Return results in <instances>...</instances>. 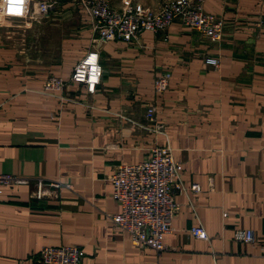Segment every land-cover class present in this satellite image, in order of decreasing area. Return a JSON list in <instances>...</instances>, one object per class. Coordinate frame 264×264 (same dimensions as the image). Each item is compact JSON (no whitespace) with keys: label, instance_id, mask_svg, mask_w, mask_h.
Returning a JSON list of instances; mask_svg holds the SVG:
<instances>
[{"label":"crops","instance_id":"crops-1","mask_svg":"<svg viewBox=\"0 0 264 264\" xmlns=\"http://www.w3.org/2000/svg\"><path fill=\"white\" fill-rule=\"evenodd\" d=\"M201 7L223 21L220 42L174 22L95 46L101 76L92 94L69 82L92 50L80 8L63 10L75 17L65 26L24 27L22 47L20 27L16 40L5 37L20 14H0V172L59 185L54 200L30 199L32 185L0 187V264H39L40 248L65 246L82 250L79 264H264V0ZM165 74L167 88L155 94L152 82ZM49 77L65 89L43 91ZM148 105L161 132L144 117ZM154 146L181 165L161 252L133 247L109 219L119 206L107 177ZM193 226L207 239L192 238ZM236 229L252 232V243L234 242Z\"/></svg>","mask_w":264,"mask_h":264},{"label":"built area","instance_id":"built-area-1","mask_svg":"<svg viewBox=\"0 0 264 264\" xmlns=\"http://www.w3.org/2000/svg\"><path fill=\"white\" fill-rule=\"evenodd\" d=\"M26 0H0V14L22 13ZM202 0H163L154 11L144 8L134 0H120L115 8L104 0H80L79 6L86 15L92 34V51H88L72 68L70 83L81 85L88 94L94 92L99 83L101 69L97 60L95 46L119 40L130 42L141 32L152 34L164 32L172 23L194 30L211 43H218L222 38L223 21L202 11ZM49 0L31 4L29 16L32 21L47 17L53 8ZM6 9L12 11H6ZM204 64L216 68L218 61L205 58ZM168 76H157L153 82L155 94L162 93L167 87ZM63 83L58 78L50 77L44 84V91H60ZM153 108L148 107L145 118L151 121ZM162 130V125L156 127ZM181 165L174 161L171 151L165 147L151 148L147 156L139 163L119 165L109 177L111 198L118 204L119 212L109 217L117 232L125 233L130 244L135 248H149L156 252L165 249L162 238L172 232L171 221L178 206L173 200V191L177 190ZM10 185L33 186L37 199L41 196L54 197L56 184L44 185L41 181L30 182L0 172V187ZM196 191L197 186H190ZM188 234L197 240L207 239L199 226L189 228ZM232 240L241 244H251L252 232L234 230ZM83 252L76 246L59 248L44 247L36 254L39 264H79Z\"/></svg>","mask_w":264,"mask_h":264},{"label":"rangeland","instance_id":"rangeland-1","mask_svg":"<svg viewBox=\"0 0 264 264\" xmlns=\"http://www.w3.org/2000/svg\"><path fill=\"white\" fill-rule=\"evenodd\" d=\"M27 2V4H26V8H25V10H23L22 11V13H19L20 15H19V17H17V18H15L16 20H18V18H20V23L19 24H14V22L13 23H10L9 25L11 26L10 28H12L11 29V31H8L9 33L7 34H5V37H7V39H10V40H12V39H17V33H18V30L19 29H17L18 27H20L21 29V32H19V35H20V37H19V44H21V47L22 46H24V42H26V37L27 36H29V34L28 33H26V31H24V27H26V26H29V25H41L42 23H50V24H53V23H57V20H61V22H63V26H65V25H67V24H70L72 21L74 22L75 20H73V19H75V17L72 19L71 17L72 16H67V15H65V13L63 12V10L65 9V8H67V9H72L73 11H75V12H77V10H78V8H80L81 9V7L79 6V1L80 0H49L50 2H52L53 3V8L51 9V11L48 13V15H47V17L45 18V19H43L42 21H38V22H35V23H33L34 21H32L31 20V18H30V16H29V10H30V8H31V4L32 3H35V2H38V0H26ZM39 1H46V0H39ZM104 1H106L110 6H112V7H114L113 5H115V4H118V3H120L119 1L120 0H104ZM135 2H137V1H139V0H134ZM163 0H159V4L162 2ZM137 3H139V2H137ZM202 3V2H201ZM140 4V3H139ZM116 8V7H115ZM202 8V7H201ZM6 11H12V10H9V9H6L5 10V12ZM151 11H154V10H151ZM61 12H62V15H61ZM8 13V12H7ZM14 14H17V13H14ZM75 14V13H74ZM73 14V15H74ZM77 14V13H76ZM75 14V15H76ZM214 16V15H213ZM215 17H217V16H215ZM217 18H219V17H217ZM70 20H72V21H70ZM77 20L80 22V17L79 18H77ZM86 20H87V18H86ZM8 23V21H4L3 22V24H7ZM87 24H88V20H87ZM19 30V31H20ZM12 31H13V33H12ZM30 37H32V35L30 36ZM92 51V50H91ZM94 51V50H93ZM87 53V52H86ZM85 53V54H86ZM74 67V66H73ZM70 77V76H69ZM50 78V77H49ZM53 78H55V77H53ZM59 79V78H58ZM47 80H48V78L46 79V81L44 82V84L47 82ZM61 80V79H60ZM155 80V79H154ZM154 80H153V82H154ZM62 81V80H61ZM168 81V80H167ZM69 82H70V80H69ZM153 82H152V90H153ZM63 83V90L65 89V84H64V82H62ZM167 88V87H166ZM43 91H44V85H43ZM53 91H57V90H53ZM61 91V90H60ZM165 91V90H164ZM45 92H48V91H45ZM154 92V91H153ZM161 94V93H160ZM152 107L153 108V106L152 105H148L147 106V108L148 107ZM147 108H146V110H147ZM153 112H154V108H153ZM153 112H152V116H151V121H149V120H147L146 118V120L148 121V122H150L152 125H153V128H152V130L154 131V132H161L162 130H163V128H162V130H157L156 129V127L158 126V125H161V124H156V125H154V123H153ZM145 115H146V111H145ZM145 117V116H144ZM154 147H165V148H168L167 146H154ZM153 148V147H152ZM151 149V148H150ZM149 149V150H150ZM169 149V148H168ZM171 151V150H170ZM119 165H125V164H119ZM118 165V166H119ZM132 165V164H131ZM117 167V166H116ZM115 169V168H114ZM114 171V170H113ZM113 171H112V173H113ZM112 173L107 177V180L109 181V177L112 175ZM43 183V182H42ZM44 185H47V184H50V183H43ZM52 184H56V183H52ZM58 187H57V189H56V192H57V190H58V188H59V185L58 184H56ZM13 186V185H12ZM23 186V185H22ZM34 193H35V190H33L30 194H29V198L30 199H33V200H54V198H55V196H56V194H55V196L54 197H46V196H41V197H39L38 199H37V197L34 195ZM42 248H44V247H42ZM51 248V247H50ZM59 248V247H58ZM41 249V248H40ZM39 249V250H40ZM38 250V251H39ZM38 251H37V253H38ZM36 253V254H37Z\"/></svg>","mask_w":264,"mask_h":264}]
</instances>
